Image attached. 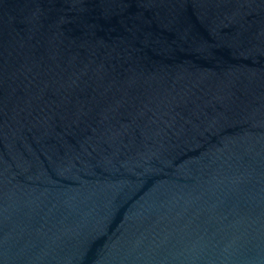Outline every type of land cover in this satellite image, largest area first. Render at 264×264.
<instances>
[{"label": "water", "instance_id": "obj_1", "mask_svg": "<svg viewBox=\"0 0 264 264\" xmlns=\"http://www.w3.org/2000/svg\"><path fill=\"white\" fill-rule=\"evenodd\" d=\"M0 264H264V0H0Z\"/></svg>", "mask_w": 264, "mask_h": 264}]
</instances>
